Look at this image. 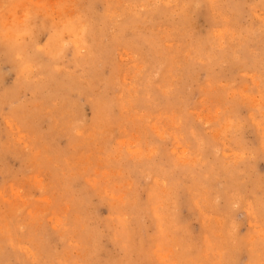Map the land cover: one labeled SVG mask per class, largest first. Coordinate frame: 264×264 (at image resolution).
<instances>
[{
	"label": "rangeland",
	"instance_id": "374dc122",
	"mask_svg": "<svg viewBox=\"0 0 264 264\" xmlns=\"http://www.w3.org/2000/svg\"><path fill=\"white\" fill-rule=\"evenodd\" d=\"M262 116L264 0H0V264H264Z\"/></svg>",
	"mask_w": 264,
	"mask_h": 264
},
{
	"label": "bare ground",
	"instance_id": "6f19581e",
	"mask_svg": "<svg viewBox=\"0 0 264 264\" xmlns=\"http://www.w3.org/2000/svg\"><path fill=\"white\" fill-rule=\"evenodd\" d=\"M130 14V13H129ZM65 28V27H64ZM223 47V46H222ZM125 52V51H124ZM59 70V69H58ZM252 75V74H251ZM169 77V76H168ZM178 80V79H177ZM227 86V85H226ZM180 96V95H179ZM252 96V95H251ZM141 97V96H140ZM236 98V97H235ZM138 99V98H137ZM240 103V102H239ZM174 114V113H173ZM214 114V113H213ZM263 114V113H262ZM249 116V115H248ZM157 117V116H156ZM226 119V118H225ZM254 119V118H253ZM170 126V125H169ZM226 129V128H225ZM216 131V130H215ZM93 132V131H92ZM218 132V131H217ZM94 133V132H93ZM127 133V132H126ZM19 134V133H18ZM215 134V133H214ZM90 135V134H89ZM88 136V135H87ZM215 136V135H214ZM160 137V136H159ZM162 137V136H161ZM225 139V138H223ZM224 141V140H223ZM181 147V146H180ZM102 148V147H101ZM154 151V150H153ZM146 152V151H145ZM152 152V151H151ZM155 152V151H154ZM118 153V152H117ZM148 154V153H147ZM251 157V156H250ZM183 159V158H182ZM91 162V161H90ZM175 163V162H174ZM108 164V163H107ZM63 173V172H62ZM156 179V178H155ZM39 180V179H38ZM3 198V197H2ZM29 200V199H28ZM45 201V200H44ZM169 201V200H168ZM18 202V201H17ZM12 203V201H11ZM141 208V207H140ZM204 213V212H203ZM158 215V214H157ZM126 218V217H125ZM127 220V219H126ZM222 221V220H221ZM3 222V221H2ZM56 222V221H55ZM208 224V223H207ZM217 224V223H216ZM171 226V225H170ZM219 229V228H218ZM220 231V230H219ZM155 232V231H154ZM215 233V232H214ZM130 238V237H129ZM252 240V239H251ZM177 241V240H176ZM170 242V241H169ZM258 242V241H257ZM172 243V242H171ZM179 244V243H178ZM156 245V244H155ZM180 245V244H179ZM182 247V245H181ZM171 248V247H170ZM249 250V249H248ZM179 254V253H178ZM160 259V258H159ZM221 259V257H220Z\"/></svg>",
	"mask_w": 264,
	"mask_h": 264
},
{
	"label": "snow or ice",
	"instance_id": "6c2138e0",
	"mask_svg": "<svg viewBox=\"0 0 264 264\" xmlns=\"http://www.w3.org/2000/svg\"><path fill=\"white\" fill-rule=\"evenodd\" d=\"M261 126L264 127V116L261 117Z\"/></svg>",
	"mask_w": 264,
	"mask_h": 264
}]
</instances>
